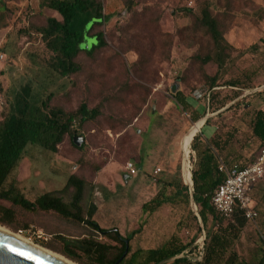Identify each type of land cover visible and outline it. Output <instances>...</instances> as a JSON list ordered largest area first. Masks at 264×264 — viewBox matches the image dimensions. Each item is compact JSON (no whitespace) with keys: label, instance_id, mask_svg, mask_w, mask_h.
Returning <instances> with one entry per match:
<instances>
[{"label":"rangeland","instance_id":"1","mask_svg":"<svg viewBox=\"0 0 264 264\" xmlns=\"http://www.w3.org/2000/svg\"><path fill=\"white\" fill-rule=\"evenodd\" d=\"M47 1L0 0V55L4 57L0 58V124L14 95L29 83L39 96L52 94V106L76 112L84 104L89 110L100 107L101 115L83 126L74 125L77 136L84 137V150L74 147L70 136L57 152L29 144L8 184L15 183L21 194L35 201L63 189L69 176L76 174L91 184L84 204L97 207L93 220L101 228H117L123 236L139 231L130 243L131 254L160 249L175 240L182 245L193 243L186 256L191 264L202 262L204 225L183 187H191L190 169L196 162L192 142L205 119L194 122L196 109L178 108L171 92L176 87L187 100L205 107L204 117L215 115L203 132L216 127V133L229 138L245 163H254L262 148L252 134L251 121L256 111H264V46L260 42L264 0H100L103 14L111 19L89 35L102 31L107 46L92 56L81 53L80 72L65 79L48 69L47 51L30 30L45 26L48 18L62 20L45 7ZM205 4L211 5L233 48L221 87L214 89L215 101L206 96L210 94L208 79L217 74L218 66H202L194 60L209 52L212 43L194 31L193 17L181 11L187 8L198 14ZM95 42L93 37L86 38L84 48L91 49ZM231 80L244 82L248 90L225 86ZM132 163L138 173L128 177L125 167ZM177 189L180 196H174ZM163 192L174 201L153 214L144 212L143 205ZM252 199L259 218L248 222L231 249L247 262L257 255L264 239V184L254 190ZM0 207L1 218L3 209L15 213L11 223L1 226L62 256L68 244L92 234L86 225L55 212H26L5 201H0ZM207 228L218 229L212 217ZM79 255V262L64 257L75 264H92Z\"/></svg>","mask_w":264,"mask_h":264},{"label":"trees","instance_id":"2","mask_svg":"<svg viewBox=\"0 0 264 264\" xmlns=\"http://www.w3.org/2000/svg\"><path fill=\"white\" fill-rule=\"evenodd\" d=\"M45 7L58 13L62 20L48 18L45 26H31L30 30L40 37L47 51L48 69L61 78H70L81 70L77 62L81 53L92 56L96 51L107 46L102 31L93 36H90L89 32L106 25L111 17L103 14L100 0H48ZM181 11L193 17L191 26L194 31L202 33L212 43V49L209 52L194 56V60L202 66L209 63H215L218 66L217 74L208 79L210 101H215L218 93L214 89L221 87L222 72L231 58L233 48L225 38L222 23L213 15L211 5L205 4L198 14L187 8ZM90 37H93L96 42L91 49H85L86 38ZM260 42L264 46V37ZM225 86L239 90L249 88L244 82L238 80L226 82ZM171 93L178 108L182 107L185 110L189 108L181 90ZM52 99V94L45 96L35 94L30 83L21 87L14 95L8 113L0 124V201L9 202L31 213L55 212L65 219L86 225L92 234L73 244H68L63 252L64 256L75 262H79V254H82L89 258L92 264H117L124 257L128 247V254L119 264H159L179 256L182 257L175 260L173 264H191L186 253L192 248L193 243L182 245L171 240L163 248L146 252L139 250L131 254L130 243L139 231L123 236L117 228H101L93 220L97 207L91 205L86 208L84 204L87 189L91 187V184L76 174L69 176L63 189L45 193L35 201H29L21 194L15 183L8 184L12 171L18 166L29 144L40 145L47 150L57 152V147L64 142L65 137L70 136L73 146L84 150V141L80 146L74 142L77 137H82L84 140L83 136H77L74 125L77 123L83 126L88 121L95 120L101 115V108L89 110L82 104L76 112H68L60 107L52 106ZM225 106L226 103H223L222 107ZM251 129L253 136L260 141L262 150L264 148L263 110L254 113ZM192 149L196 154L194 169L191 170L193 184L191 187L186 185L183 189L188 196L193 194L194 203L206 233L203 260L198 264H264V239L261 241L257 255L249 262L240 261L237 253L231 252L233 245L240 239L242 231L249 222L245 213L237 210L233 221H228L221 217L212 204L214 192L225 181L220 165L224 163L232 170L251 164H245L243 158L233 151L229 138L223 139L219 133L210 140H204L199 134L196 135L192 142ZM99 170L100 168H97V171ZM167 184L173 186L171 183ZM178 190L174 196H180ZM174 199L172 195L165 192L159 193L142 208L144 212L153 214L164 205L172 203ZM3 211L0 223L3 225L11 223L15 213L8 209ZM210 217L214 227H218L217 230H208ZM102 239L114 244L104 242ZM128 257L129 260H127Z\"/></svg>","mask_w":264,"mask_h":264},{"label":"built area","instance_id":"3","mask_svg":"<svg viewBox=\"0 0 264 264\" xmlns=\"http://www.w3.org/2000/svg\"><path fill=\"white\" fill-rule=\"evenodd\" d=\"M0 58L4 59L3 55H0ZM206 98L210 101V94ZM125 170L130 176L137 175V170L132 164H128ZM220 171L225 174V181L212 196V204L216 211L228 221H233L237 210L243 211L247 220H257L259 213L253 206L251 195L254 188L264 182V148L253 164L232 170L221 165ZM160 172L161 170L157 169L155 174Z\"/></svg>","mask_w":264,"mask_h":264},{"label":"water","instance_id":"4","mask_svg":"<svg viewBox=\"0 0 264 264\" xmlns=\"http://www.w3.org/2000/svg\"><path fill=\"white\" fill-rule=\"evenodd\" d=\"M176 91L177 88L174 87L173 93ZM74 142L76 145L80 146L83 143V138L77 137L75 138ZM191 198H192V202L194 203L193 194H191ZM195 212L197 211L195 210ZM197 216L200 218L198 212H197ZM127 254H128V247L126 249L124 257L119 261V263L126 257ZM180 258L181 256L173 259H168L159 264H168L171 261H175ZM0 264H63V263L21 240H18L14 237H11L9 235L0 232Z\"/></svg>","mask_w":264,"mask_h":264},{"label":"crops","instance_id":"5","mask_svg":"<svg viewBox=\"0 0 264 264\" xmlns=\"http://www.w3.org/2000/svg\"><path fill=\"white\" fill-rule=\"evenodd\" d=\"M187 101V104L190 106V107H192V108H194V109H196V111H194L195 113H193V121L194 122H200L202 119H205V123H204V125L202 126V128H201V130H200V132H199V135L202 137V139H204V140H210L215 134H216V127H214V126H211V127H208V129H207V133L206 132H203V130H204V128L205 127H207V125H208V123H207V121L209 120V118H211V117H213V116H215V115H207V116H205L204 117V115H205V107H202L199 103H193V101H191V100H186ZM204 117V118H203ZM198 122V123H199ZM198 135V134H197ZM188 143V142H187ZM186 143V144H187ZM186 144H185V147H186ZM185 149V148H184ZM193 154H195V152L193 151ZM196 155V154H195ZM244 163H245V161H244ZM245 164H247V163H245ZM132 165L136 168V165L134 164V163H132ZM221 165H224L227 169H229L224 163H222ZM220 165V166H221ZM248 165V164H247ZM247 167V166H246ZM136 170H137V168H136ZM192 170V167H191V169H190V171ZM137 173H138V170H137ZM191 173H192V171H191ZM224 174V173H223ZM127 175H128V177H135V176H130L129 175V173L127 172ZM225 175V174H224ZM137 176V175H136ZM127 177H125V179H126ZM264 184V182H261L260 184H258L255 188H254V190L258 187V186H260V185H263ZM192 186V185H191ZM254 190H253V192H254ZM253 192H252V195H251V197L253 196ZM252 201H253V199H252ZM195 204V203H194ZM195 207H196V205H194ZM253 206L255 207V205H254V201H253ZM255 209H256V207H255ZM195 210H197V208L195 209ZM257 210V209H256ZM258 211V210H257ZM197 213V212H196ZM258 213H259V211H258ZM259 218V217H258Z\"/></svg>","mask_w":264,"mask_h":264},{"label":"bare ground","instance_id":"6","mask_svg":"<svg viewBox=\"0 0 264 264\" xmlns=\"http://www.w3.org/2000/svg\"><path fill=\"white\" fill-rule=\"evenodd\" d=\"M192 184H193V181H192V178H191V185H192ZM0 232L4 233V234H6V235H9V236H11V237H14V238H16V239H18V240H21V241H23V242H25V243L31 245L32 247H34V248L40 250L41 252H43V253H45V254L51 256L52 258H54V259H56V260L62 262L63 264H75V263H73L72 261H70V260H68L67 258H65L64 256H62V255H60V254H57V253H53V252H51V251H49V250H47V249H44V248H42V247H40V246H37V245H35L34 243H32L31 241H29L28 239H26V238H24V237H22V236H20V235H18V234H16V233H14V232L8 230L7 228H5V227H3V226H1V225H0Z\"/></svg>","mask_w":264,"mask_h":264}]
</instances>
